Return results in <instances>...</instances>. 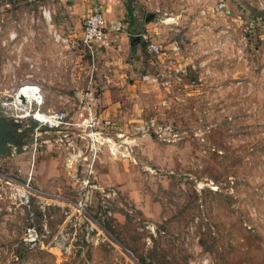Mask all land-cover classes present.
Segmentation results:
<instances>
[{
  "label": "rangeland",
  "instance_id": "374dc122",
  "mask_svg": "<svg viewBox=\"0 0 264 264\" xmlns=\"http://www.w3.org/2000/svg\"><path fill=\"white\" fill-rule=\"evenodd\" d=\"M51 2L0 0V102L32 82L66 114L0 111V264H264V0H121L111 49Z\"/></svg>",
  "mask_w": 264,
  "mask_h": 264
},
{
  "label": "built area",
  "instance_id": "2783aa9c",
  "mask_svg": "<svg viewBox=\"0 0 264 264\" xmlns=\"http://www.w3.org/2000/svg\"><path fill=\"white\" fill-rule=\"evenodd\" d=\"M7 2L13 0H5ZM49 12L43 7L42 13ZM106 22L104 15L100 9L90 10L82 20V30L80 40L83 45L92 47L95 44H103ZM146 48L149 52L157 53L161 50V45L153 40H147V36H143ZM44 95L42 88L37 83H24L19 88L17 93L13 96L12 100L0 102L1 114L5 117L12 116L15 120L28 118L29 121H34L36 126H31L35 130L45 126L49 129L61 127L65 122L66 114L59 109L43 108ZM15 110L8 113L5 108ZM19 111L17 113L16 111ZM23 112V113H21ZM35 186L28 178L18 184H12L9 189L8 198L13 200L17 205V209L26 210L29 215H32V198L39 197ZM14 208V207H13ZM24 241L28 246H34L39 242V232L34 224L29 223L25 227Z\"/></svg>",
  "mask_w": 264,
  "mask_h": 264
},
{
  "label": "crops",
  "instance_id": "0c3cea01",
  "mask_svg": "<svg viewBox=\"0 0 264 264\" xmlns=\"http://www.w3.org/2000/svg\"><path fill=\"white\" fill-rule=\"evenodd\" d=\"M43 7L50 12L52 26L57 27L59 31H62V27L70 28L71 23L76 30L81 31V21L85 15L92 9H100L107 27L101 46L104 49H111L115 45L123 46L128 41L127 34L120 29L119 19L124 15L121 0H52Z\"/></svg>",
  "mask_w": 264,
  "mask_h": 264
},
{
  "label": "water",
  "instance_id": "95a60500",
  "mask_svg": "<svg viewBox=\"0 0 264 264\" xmlns=\"http://www.w3.org/2000/svg\"><path fill=\"white\" fill-rule=\"evenodd\" d=\"M1 120H2V116H0V121H1ZM30 125L34 127V126H36V123H35L34 121L31 120V121H30ZM1 133H2V132H1V129H0V134H1ZM4 152H6V148H5L3 145L0 144V153L3 154Z\"/></svg>",
  "mask_w": 264,
  "mask_h": 264
},
{
  "label": "bare ground",
  "instance_id": "6f19581e",
  "mask_svg": "<svg viewBox=\"0 0 264 264\" xmlns=\"http://www.w3.org/2000/svg\"><path fill=\"white\" fill-rule=\"evenodd\" d=\"M49 14H50V12H48ZM46 14H47V11L45 12V16H46Z\"/></svg>",
  "mask_w": 264,
  "mask_h": 264
}]
</instances>
